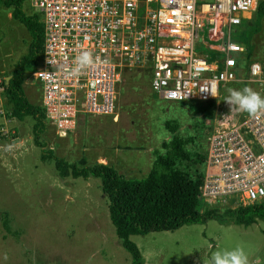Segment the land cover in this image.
<instances>
[{
	"label": "rangeland",
	"instance_id": "374dc122",
	"mask_svg": "<svg viewBox=\"0 0 264 264\" xmlns=\"http://www.w3.org/2000/svg\"><path fill=\"white\" fill-rule=\"evenodd\" d=\"M258 23L259 30L250 38L251 59L264 67V19ZM29 43L24 27L10 18L8 9L0 8V81L26 54ZM148 75L136 70L123 74L116 86L114 116L82 115L66 138L57 137L45 123L40 141L67 162L108 164L125 177L139 178L153 168L155 156L170 154L162 144L175 139L187 157L178 158L174 169L193 177L212 128L229 119V112H239L225 102L227 89L247 86L231 84L213 109L202 111L195 103L160 98L150 90ZM22 90L30 104L39 106L36 86L22 84ZM0 109V127L7 130L0 135V213L8 218V231L0 223V264H97L95 250L104 259L130 264L110 225L99 180L60 179L52 161H41L31 141L33 120L8 122L3 103ZM130 240L143 264H207L216 250L237 245L244 247L250 264H264V221L242 227L210 220Z\"/></svg>",
	"mask_w": 264,
	"mask_h": 264
},
{
	"label": "built area",
	"instance_id": "2783aa9c",
	"mask_svg": "<svg viewBox=\"0 0 264 264\" xmlns=\"http://www.w3.org/2000/svg\"><path fill=\"white\" fill-rule=\"evenodd\" d=\"M22 1L42 24L41 53L23 84L38 88L45 122L59 138L82 115L114 116L116 86L129 71L149 72L150 90L180 104L216 101L234 83L264 96V67L245 61L238 40L260 0ZM81 50L102 63L68 77L59 69L72 66ZM228 117L207 138L198 186L207 208L264 201V114Z\"/></svg>",
	"mask_w": 264,
	"mask_h": 264
},
{
	"label": "trees",
	"instance_id": "16d2710c",
	"mask_svg": "<svg viewBox=\"0 0 264 264\" xmlns=\"http://www.w3.org/2000/svg\"><path fill=\"white\" fill-rule=\"evenodd\" d=\"M0 8L9 10L10 18L19 22L30 36L26 54L13 65L9 80L0 81L1 95L9 117L21 122L29 117L33 120L31 141L40 150V160H50L60 179L71 177L99 180L102 194L107 199V214L114 235L120 246L130 257V264H143L141 254L130 240L131 236L148 233L174 231L190 224L216 221L219 224L231 222L247 227L257 221H264V201L238 207L233 210L207 208L200 197L198 186L202 176L203 156L197 157L201 164L193 177L174 169L178 158H186L180 141L172 139L162 147L170 154L155 156V164L139 178L125 177L112 166L102 163L67 162L53 155L46 144L40 141L46 122L39 106L30 104L22 90L24 74L33 71L42 49V24L37 14L28 10L22 0H0ZM259 19H264V0H260L255 19L241 32L239 41L245 44L244 59H251V36L259 30ZM123 78V75H122ZM203 110H211L215 100L193 102ZM190 104V103H188ZM200 111V110H199ZM199 111L193 112L197 114ZM226 221V222H225ZM0 223L8 231V218L0 213Z\"/></svg>",
	"mask_w": 264,
	"mask_h": 264
},
{
	"label": "clouds",
	"instance_id": "9594fccd",
	"mask_svg": "<svg viewBox=\"0 0 264 264\" xmlns=\"http://www.w3.org/2000/svg\"><path fill=\"white\" fill-rule=\"evenodd\" d=\"M51 64L50 61H47ZM106 62V61H103ZM102 63L100 57H94L90 50H81L74 58V63L68 68L59 69L68 77L78 78L84 71L95 68ZM47 73V72H44ZM225 102L230 110L236 109L256 117L264 114V96L250 87L242 89H227ZM7 257H5L6 259ZM207 264H250L249 256L244 247L237 245L231 249H218L212 253Z\"/></svg>",
	"mask_w": 264,
	"mask_h": 264
},
{
	"label": "crops",
	"instance_id": "0c3cea01",
	"mask_svg": "<svg viewBox=\"0 0 264 264\" xmlns=\"http://www.w3.org/2000/svg\"><path fill=\"white\" fill-rule=\"evenodd\" d=\"M7 78H9V76H7ZM6 79V78H5ZM4 82H5V80H4ZM6 83V82H5ZM3 98V97H2ZM2 103L5 105V102H4V99H1V97H0V108H1V106H2ZM5 113H6V117H8L9 119L7 120L8 122H11V121H13V119L12 118H10L9 117V114H8V112H9V109H6V106H5ZM1 113H2V111H1V109H0V115H1ZM11 120V121H10ZM100 247V246H99ZM98 247H95V248H93V250H95V249H97ZM92 250V251H93ZM97 255V257L96 258H94L95 256ZM92 257L94 258V260L96 261V263L97 264H118L119 262H121V261H118V260H116L115 258H112V259H104V257L102 256V254H100V252L97 250H95V251H93V253H92ZM129 259H130V257H129ZM105 261H107V262H105Z\"/></svg>",
	"mask_w": 264,
	"mask_h": 264
},
{
	"label": "water",
	"instance_id": "95a60500",
	"mask_svg": "<svg viewBox=\"0 0 264 264\" xmlns=\"http://www.w3.org/2000/svg\"><path fill=\"white\" fill-rule=\"evenodd\" d=\"M8 80H9V78H6V79H5V82H7Z\"/></svg>",
	"mask_w": 264,
	"mask_h": 264
}]
</instances>
